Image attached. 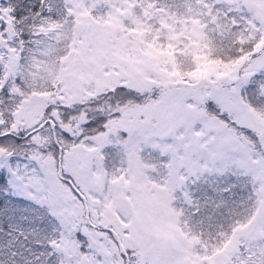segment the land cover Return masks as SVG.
<instances>
[{"label": "snow or ice", "instance_id": "1", "mask_svg": "<svg viewBox=\"0 0 264 264\" xmlns=\"http://www.w3.org/2000/svg\"><path fill=\"white\" fill-rule=\"evenodd\" d=\"M0 264H264V0H0Z\"/></svg>", "mask_w": 264, "mask_h": 264}]
</instances>
